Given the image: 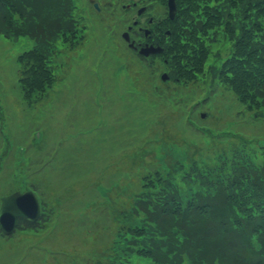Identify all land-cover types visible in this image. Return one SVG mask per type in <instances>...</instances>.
<instances>
[{"label": "rangeland", "instance_id": "rangeland-1", "mask_svg": "<svg viewBox=\"0 0 264 264\" xmlns=\"http://www.w3.org/2000/svg\"><path fill=\"white\" fill-rule=\"evenodd\" d=\"M56 1L68 10L72 33L64 39L47 27L50 37L44 43L0 33V199L34 189L44 212L43 225L35 231L18 230L9 237L0 232V264H150L146 238L140 235H127L138 242L129 262L118 258L125 246L119 212L132 205L143 174L156 164L214 163L217 149L229 150L239 140L252 143L261 164L264 116L258 115L264 114V67L251 65L256 53L250 62L239 55L227 64L223 60L241 46L234 39L209 41L203 73L188 81L163 82L162 74L170 72L166 56L142 59L129 49L122 39L129 18L115 0H94L101 11L89 0ZM153 1L160 24L167 17V0ZM179 2L174 23L182 34L185 25L196 27L190 11L204 5ZM12 15V24L19 23V14L12 10ZM55 17V12L43 14L40 21ZM26 20L28 26L33 22ZM250 45L243 49L251 51ZM182 50H175L180 59ZM34 51L52 69L53 81L43 88L22 81L35 64L33 56L24 61L21 56ZM233 63H242L244 71L236 86L229 80L232 75L215 79L209 73L212 64L226 72ZM231 159L228 152L227 163Z\"/></svg>", "mask_w": 264, "mask_h": 264}, {"label": "trees", "instance_id": "trees-1", "mask_svg": "<svg viewBox=\"0 0 264 264\" xmlns=\"http://www.w3.org/2000/svg\"><path fill=\"white\" fill-rule=\"evenodd\" d=\"M179 1L176 0L178 13ZM185 1L190 3L192 0ZM199 1L204 8L194 13L190 11L196 27L191 29L185 25L181 34L173 23L171 45L164 44L163 55L168 60L165 66L170 69L171 79L179 83L183 78L188 81L203 73L209 56L205 45L209 41L218 43L234 39L241 46L234 49V57L223 60L227 64L239 55L241 59L249 58L247 61L250 62L256 53L251 65L264 67V0ZM63 6L66 5L56 0H33L32 6L30 0H0V33L10 39L29 35L36 43H44L50 37L48 32L56 30L64 39L72 30L66 21L68 10ZM12 10L19 14V23L14 25ZM52 12L56 14L53 19L56 26L54 21H40L41 15ZM251 18V24L247 25ZM26 19H33L30 26ZM259 19L260 24L257 23ZM183 36L187 38L183 40ZM245 45H250L252 50L243 49ZM177 46L183 49V59L175 52ZM31 53L21 56L23 61L33 56L35 64V68L24 71L22 81L26 87L43 88L44 82L53 81L52 69L47 60L44 62L45 58L40 59V51ZM236 64H231L226 72L221 66L212 64L209 73L215 79L220 74L226 73L229 78L232 75L229 80L236 86L238 73L241 70L244 73L242 63ZM261 73L264 79V69ZM256 105H253L254 109H257ZM250 144L248 140H239L230 145L229 150H224L227 146L217 149L214 163L193 161L185 166L173 160V164L159 163L148 175L143 174L142 189L133 193L132 205L120 211L117 217L118 232L125 242V246L117 251L118 258L128 263L135 253L132 246L138 242L127 238L131 234L134 238L145 236L150 264H264V157L259 164L258 150ZM260 151L264 156V149ZM228 152L232 156L230 163L226 161ZM140 213L148 217L147 221L139 219ZM20 226L36 230L40 228V222L25 220Z\"/></svg>", "mask_w": 264, "mask_h": 264}, {"label": "flooded vegetation", "instance_id": "flooded-vegetation-1", "mask_svg": "<svg viewBox=\"0 0 264 264\" xmlns=\"http://www.w3.org/2000/svg\"><path fill=\"white\" fill-rule=\"evenodd\" d=\"M115 1L117 2V6H122L124 14L128 15L129 20L126 22L128 24L127 31L129 32L130 43L135 44L136 49L131 50L136 56L142 57L139 55V50L145 45H156L157 43H161L159 39L162 37V34L160 36V33H158L153 0H133L127 3H124L125 0ZM90 2H92L94 9L97 11L102 10L99 2H95L94 0ZM95 4H97L99 8H96ZM152 57L153 55L144 59H150Z\"/></svg>", "mask_w": 264, "mask_h": 264}, {"label": "water", "instance_id": "water-1", "mask_svg": "<svg viewBox=\"0 0 264 264\" xmlns=\"http://www.w3.org/2000/svg\"><path fill=\"white\" fill-rule=\"evenodd\" d=\"M169 18L174 19L176 14L175 0H168ZM123 37L128 40V35L124 34ZM162 52V48L157 46H150L143 51L142 54L148 56L150 53L157 54ZM163 80L168 79V76L164 74ZM40 214V207L35 195L32 192L25 194L14 193L8 197L2 199V205L0 208V228L5 234H11L16 226L17 222L21 218H28L36 220Z\"/></svg>", "mask_w": 264, "mask_h": 264}]
</instances>
